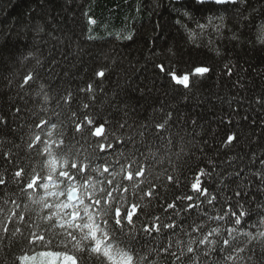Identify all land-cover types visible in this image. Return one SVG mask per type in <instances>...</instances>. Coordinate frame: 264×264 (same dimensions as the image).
I'll return each mask as SVG.
<instances>
[{
    "label": "trees",
    "instance_id": "1",
    "mask_svg": "<svg viewBox=\"0 0 264 264\" xmlns=\"http://www.w3.org/2000/svg\"><path fill=\"white\" fill-rule=\"evenodd\" d=\"M42 252L264 264V0H0V264Z\"/></svg>",
    "mask_w": 264,
    "mask_h": 264
},
{
    "label": "snow or ice",
    "instance_id": "2",
    "mask_svg": "<svg viewBox=\"0 0 264 264\" xmlns=\"http://www.w3.org/2000/svg\"><path fill=\"white\" fill-rule=\"evenodd\" d=\"M195 2L197 4H200V5H203L206 3V0H195ZM212 2H214L215 4H218V5H222V4H226V3H233L235 4L237 2V0H212ZM185 15H187V13H185ZM90 23H94V21L90 20ZM177 23H179V21H177ZM203 27V26H201ZM131 37H129L130 39ZM235 38V37H233ZM161 70H163V67L161 66ZM209 72V68L208 67H204V66H198V67H195L193 69V72L191 74H183L182 76H179L175 73H168L172 79V81L175 83V84H178V85H181L183 86L185 89L189 88L190 86V82H191V76H203L205 75L206 73ZM102 75V73H101ZM229 142H231L234 137L232 136H229Z\"/></svg>",
    "mask_w": 264,
    "mask_h": 264
},
{
    "label": "rangeland",
    "instance_id": "3",
    "mask_svg": "<svg viewBox=\"0 0 264 264\" xmlns=\"http://www.w3.org/2000/svg\"><path fill=\"white\" fill-rule=\"evenodd\" d=\"M206 2H212V0H206ZM22 260L21 264H76L72 256L53 252L34 254Z\"/></svg>",
    "mask_w": 264,
    "mask_h": 264
}]
</instances>
